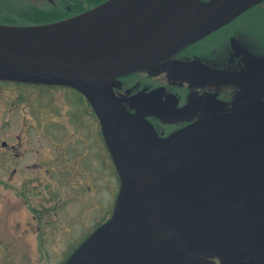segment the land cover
I'll return each instance as SVG.
<instances>
[{"label":"water","instance_id":"water-1","mask_svg":"<svg viewBox=\"0 0 264 264\" xmlns=\"http://www.w3.org/2000/svg\"><path fill=\"white\" fill-rule=\"evenodd\" d=\"M196 1L110 0L59 22L0 24V81L83 92L121 178L112 218L65 264H199L264 250V108L237 105L158 137L113 94V63L154 59L195 37L180 23Z\"/></svg>","mask_w":264,"mask_h":264},{"label":"flooded vegetation","instance_id":"flooded-vegetation-1","mask_svg":"<svg viewBox=\"0 0 264 264\" xmlns=\"http://www.w3.org/2000/svg\"><path fill=\"white\" fill-rule=\"evenodd\" d=\"M109 1L0 0V24L58 22ZM182 17L184 20L180 24L188 21L195 36L190 41L154 59L144 56L147 59L143 62L129 59L122 65L113 63V94L126 110L144 122L156 136L167 137L202 120L234 112L237 105L243 111L264 108V0H197ZM121 70L126 71L119 73ZM79 93L84 109L87 106L93 114L92 105ZM97 121L99 137L94 144L100 145L102 139L108 150ZM24 132L20 130L14 137L0 140L1 239L4 238L7 212L16 210L21 203L35 224L40 221L35 229L37 234H42V215L47 207L52 210L51 201L55 200L54 195H49V182H38L33 174L25 175L26 171L21 172L15 163L19 157L14 150L22 146L21 133ZM31 132L28 134L33 136ZM57 132H47L50 140L63 135ZM64 138L61 137L62 149L58 150L67 155L71 148L64 146ZM73 150L83 154L79 144L73 146ZM25 168L31 170L29 165ZM23 174L25 177L21 178ZM29 222L27 224L32 227ZM199 264H264V250L243 257L213 253Z\"/></svg>","mask_w":264,"mask_h":264},{"label":"rangeland","instance_id":"rangeland-1","mask_svg":"<svg viewBox=\"0 0 264 264\" xmlns=\"http://www.w3.org/2000/svg\"><path fill=\"white\" fill-rule=\"evenodd\" d=\"M80 97L72 88L0 82V140L25 130L22 146L14 150L19 157L15 163L25 175L49 182V195L55 198L52 210L47 207L42 215V234L35 229L40 221L35 224L22 203L7 212L0 263L61 264L114 209L119 180L104 141L94 144L98 121ZM59 131L63 135L52 143L47 132ZM62 136L71 148L67 155L58 150ZM77 144L83 154L74 152Z\"/></svg>","mask_w":264,"mask_h":264},{"label":"trees","instance_id":"trees-1","mask_svg":"<svg viewBox=\"0 0 264 264\" xmlns=\"http://www.w3.org/2000/svg\"><path fill=\"white\" fill-rule=\"evenodd\" d=\"M111 214H112V213H111ZM110 218H111V215H110V216H109L104 222H106V221L109 220ZM104 222H102V223H100L99 225H97L96 228L99 227V226H100L101 224H103ZM96 228H95V229H96ZM95 229H94V230H95Z\"/></svg>","mask_w":264,"mask_h":264}]
</instances>
